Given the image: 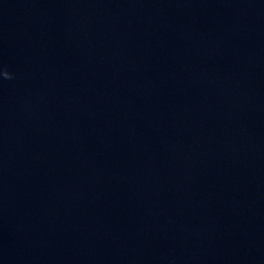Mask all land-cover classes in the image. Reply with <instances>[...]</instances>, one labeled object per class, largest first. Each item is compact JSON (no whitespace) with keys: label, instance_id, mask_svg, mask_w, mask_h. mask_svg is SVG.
<instances>
[{"label":"water","instance_id":"water-1","mask_svg":"<svg viewBox=\"0 0 264 264\" xmlns=\"http://www.w3.org/2000/svg\"><path fill=\"white\" fill-rule=\"evenodd\" d=\"M0 264H264V0H0Z\"/></svg>","mask_w":264,"mask_h":264},{"label":"clouds","instance_id":"clouds-1","mask_svg":"<svg viewBox=\"0 0 264 264\" xmlns=\"http://www.w3.org/2000/svg\"><path fill=\"white\" fill-rule=\"evenodd\" d=\"M4 76H5V78L11 79V76H10V74L8 72H5Z\"/></svg>","mask_w":264,"mask_h":264}]
</instances>
